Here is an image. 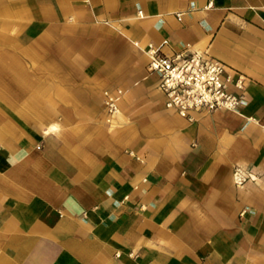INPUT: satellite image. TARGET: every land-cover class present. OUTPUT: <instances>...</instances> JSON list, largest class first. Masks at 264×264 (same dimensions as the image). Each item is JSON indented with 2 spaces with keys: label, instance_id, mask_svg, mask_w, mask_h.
Wrapping results in <instances>:
<instances>
[{
  "label": "crops",
  "instance_id": "0c3cea01",
  "mask_svg": "<svg viewBox=\"0 0 264 264\" xmlns=\"http://www.w3.org/2000/svg\"><path fill=\"white\" fill-rule=\"evenodd\" d=\"M149 45L239 110L166 109ZM0 264H264V0H0Z\"/></svg>",
  "mask_w": 264,
  "mask_h": 264
},
{
  "label": "built area",
  "instance_id": "2783aa9c",
  "mask_svg": "<svg viewBox=\"0 0 264 264\" xmlns=\"http://www.w3.org/2000/svg\"><path fill=\"white\" fill-rule=\"evenodd\" d=\"M146 53L148 71L158 77L157 89L165 98V108L180 117L192 121L194 114L235 112L241 107L243 97L231 91V78L225 75L227 68L220 60L199 52L167 56L153 45ZM233 85L242 90V76ZM118 94H105L104 106L110 118L117 113ZM234 179L237 184L244 181L238 170Z\"/></svg>",
  "mask_w": 264,
  "mask_h": 264
}]
</instances>
